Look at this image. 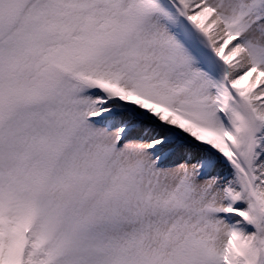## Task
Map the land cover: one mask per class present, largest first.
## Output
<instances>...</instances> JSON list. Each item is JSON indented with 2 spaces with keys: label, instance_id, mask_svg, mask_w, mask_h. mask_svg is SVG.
<instances>
[{
  "label": "snow or ice",
  "instance_id": "6c2138e0",
  "mask_svg": "<svg viewBox=\"0 0 264 264\" xmlns=\"http://www.w3.org/2000/svg\"><path fill=\"white\" fill-rule=\"evenodd\" d=\"M0 264H264V0H0Z\"/></svg>",
  "mask_w": 264,
  "mask_h": 264
}]
</instances>
